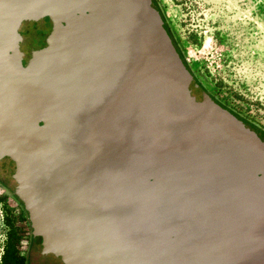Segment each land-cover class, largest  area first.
<instances>
[{
    "label": "water",
    "instance_id": "obj_1",
    "mask_svg": "<svg viewBox=\"0 0 264 264\" xmlns=\"http://www.w3.org/2000/svg\"><path fill=\"white\" fill-rule=\"evenodd\" d=\"M43 18L22 66L17 30ZM0 177L43 264H264V132L153 0H0Z\"/></svg>",
    "mask_w": 264,
    "mask_h": 264
},
{
    "label": "rangeland",
    "instance_id": "obj_2",
    "mask_svg": "<svg viewBox=\"0 0 264 264\" xmlns=\"http://www.w3.org/2000/svg\"><path fill=\"white\" fill-rule=\"evenodd\" d=\"M155 1L194 78L218 103L264 132V0ZM25 218L18 224L21 250L30 238ZM3 230L0 226V257Z\"/></svg>",
    "mask_w": 264,
    "mask_h": 264
},
{
    "label": "flooded vegetation",
    "instance_id": "obj_3",
    "mask_svg": "<svg viewBox=\"0 0 264 264\" xmlns=\"http://www.w3.org/2000/svg\"><path fill=\"white\" fill-rule=\"evenodd\" d=\"M50 32V22L48 19L43 18L39 20H28L21 24V26L18 28L17 33L21 37L20 43H18L19 46L22 44L28 45V52H20L22 61V66L25 65L26 60L30 57L31 53L34 50H37L38 47H43L46 44L47 36ZM32 51V52H31ZM31 52V53H29ZM14 204L16 207L19 208V212L17 211V214H13L11 204ZM17 210V209H16ZM11 214L13 215H20L21 217H25L26 213L23 211L21 203L14 197L12 194L8 184L0 177V226L4 228V236H3V244L1 247V251L3 252V249L5 248L6 243L8 242V234L11 230L15 231L16 234V245L15 249L17 252L18 257L21 259L19 260L21 264H43L36 246L31 242V238H28L25 242L24 248L21 250L18 245L22 243V239L24 238V235L21 233L23 228L21 226H18L22 222L21 217L19 216V221L15 220L11 217ZM26 219V218H25ZM8 221V224L5 222ZM11 223L12 226L9 224ZM1 252V255H2Z\"/></svg>",
    "mask_w": 264,
    "mask_h": 264
},
{
    "label": "trees",
    "instance_id": "obj_4",
    "mask_svg": "<svg viewBox=\"0 0 264 264\" xmlns=\"http://www.w3.org/2000/svg\"><path fill=\"white\" fill-rule=\"evenodd\" d=\"M155 3L156 1L153 0ZM157 5V4H156ZM159 10V9H158ZM160 13V10H159ZM161 17L162 14L160 13ZM163 19V17H162ZM164 20V19H163ZM8 224V221H5ZM11 226L12 224L9 223ZM8 242L5 245V248L3 249L2 255L0 257V264H21L19 263L20 257H18L15 245H16V234L14 230H11L10 233L8 234ZM25 264V263H23Z\"/></svg>",
    "mask_w": 264,
    "mask_h": 264
}]
</instances>
